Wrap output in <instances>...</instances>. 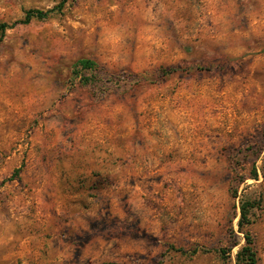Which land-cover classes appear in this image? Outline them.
I'll use <instances>...</instances> for the list:
<instances>
[{
	"label": "rangeland",
	"instance_id": "374dc122",
	"mask_svg": "<svg viewBox=\"0 0 264 264\" xmlns=\"http://www.w3.org/2000/svg\"><path fill=\"white\" fill-rule=\"evenodd\" d=\"M28 9L55 10L0 31V264H245L241 200L264 264V0H0V23Z\"/></svg>",
	"mask_w": 264,
	"mask_h": 264
},
{
	"label": "trees",
	"instance_id": "16d2710c",
	"mask_svg": "<svg viewBox=\"0 0 264 264\" xmlns=\"http://www.w3.org/2000/svg\"><path fill=\"white\" fill-rule=\"evenodd\" d=\"M60 7L61 5H59L58 8ZM54 10L55 9H49L47 11H43L41 9H28L25 11L23 19L16 20L10 24L6 22L0 23V31H5L6 29L11 28L16 24H27L31 21L32 18L44 19L50 14V12H53ZM74 69L76 70V74H78L81 82L83 83L94 81L101 71L99 64L96 61L88 58H81L77 60L74 63ZM174 70V68L166 69L163 67L158 69L160 74H169ZM85 72H88V74H84ZM252 178L257 179V174L254 173L252 175ZM254 207L255 203L253 201L241 200L240 202V217L238 220V228L240 232L243 233L245 243L241 246L236 254V260L238 263L257 264V252L254 246V240L249 230L245 228L248 224L251 223V212Z\"/></svg>",
	"mask_w": 264,
	"mask_h": 264
}]
</instances>
